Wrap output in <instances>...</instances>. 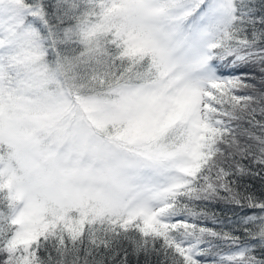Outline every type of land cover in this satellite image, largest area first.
<instances>
[{
    "label": "snow or ice",
    "instance_id": "obj_1",
    "mask_svg": "<svg viewBox=\"0 0 264 264\" xmlns=\"http://www.w3.org/2000/svg\"><path fill=\"white\" fill-rule=\"evenodd\" d=\"M0 264H264V0H0Z\"/></svg>",
    "mask_w": 264,
    "mask_h": 264
}]
</instances>
